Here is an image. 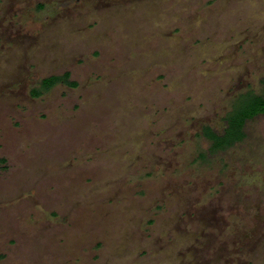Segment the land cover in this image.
<instances>
[{"label":"rangeland","instance_id":"obj_1","mask_svg":"<svg viewBox=\"0 0 264 264\" xmlns=\"http://www.w3.org/2000/svg\"><path fill=\"white\" fill-rule=\"evenodd\" d=\"M248 92L264 0H0V264H264V116L198 160Z\"/></svg>","mask_w":264,"mask_h":264},{"label":"trees","instance_id":"obj_2","mask_svg":"<svg viewBox=\"0 0 264 264\" xmlns=\"http://www.w3.org/2000/svg\"><path fill=\"white\" fill-rule=\"evenodd\" d=\"M69 78V73L45 78L41 80L39 88L32 90V95L40 97L61 84L77 86L75 82H70ZM261 116H264V94L248 92L238 96L231 111L224 118L225 125L221 131L211 126H205L202 129L199 136L206 141L208 147L201 150L198 160L202 165L212 163L219 155L242 144L247 137V123Z\"/></svg>","mask_w":264,"mask_h":264}]
</instances>
